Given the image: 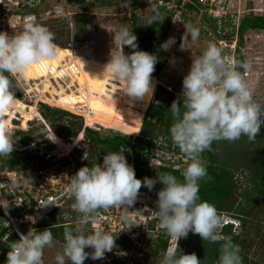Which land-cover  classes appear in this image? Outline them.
Instances as JSON below:
<instances>
[{
    "label": "clouds",
    "instance_id": "9594fccd",
    "mask_svg": "<svg viewBox=\"0 0 264 264\" xmlns=\"http://www.w3.org/2000/svg\"><path fill=\"white\" fill-rule=\"evenodd\" d=\"M199 37L200 29L188 24L181 38V49L185 50ZM113 41L121 50L110 55L101 76L107 75L110 80L123 84L122 93L129 98L147 103L155 91L152 73L158 57L136 50L137 37L127 26L115 30ZM173 44L175 38H169L160 47L167 51ZM124 46L133 49V53L125 55ZM59 52L55 34L34 18L17 34L0 32V114L8 111L15 100L10 91L15 83L10 77L23 76L33 65L54 60ZM238 68L248 72L251 65L235 58L226 59L223 49L209 42L202 54L192 60L183 77L181 97L168 110L173 121L170 139L189 161L182 169V179L167 172L156 175L155 179H137L123 151L108 153L102 163L81 167L68 177L67 190L74 199L72 207L79 214V227L65 226L62 251L55 255V264H84L88 258L100 260L112 252L116 235L103 230L86 233L84 226L96 221L99 209L117 207L128 211L136 203L142 187L151 191L157 183L162 188L157 192L153 214L165 234L175 240V246L162 255L160 264H202L195 253L184 254L178 250L179 240L187 238L189 232L203 241L220 244L218 264H242L239 246L221 232L225 215L213 204L202 201L199 195L200 182L208 176L201 154L216 141L234 142L241 137L254 141L264 126V106L253 99ZM48 141L57 143L52 130ZM15 145L7 121L0 119V156H11ZM233 220L235 223L226 226H232L235 233L241 222ZM53 243L50 228L19 234L7 252L6 264H44V250ZM86 248H91V253Z\"/></svg>",
    "mask_w": 264,
    "mask_h": 264
},
{
    "label": "rangeland",
    "instance_id": "374dc122",
    "mask_svg": "<svg viewBox=\"0 0 264 264\" xmlns=\"http://www.w3.org/2000/svg\"><path fill=\"white\" fill-rule=\"evenodd\" d=\"M134 1L101 0L96 4H91L90 2L69 4L66 0H45L38 10L31 12L28 16L33 14L36 22L47 26L55 34V43L59 48L67 49V54L71 60H75L76 63H82L85 68L87 67L88 76L86 72H81L84 74L81 77L85 79L86 83L91 78V83L94 84L100 80L101 71L103 66L109 61L110 55L121 50V46L113 41V35L115 30L121 26L131 28L130 14L132 13L131 7ZM137 1L141 5L136 12L137 17L143 22H150L153 19L151 12L153 10L152 3L155 0ZM221 1H225L228 9L227 21L222 27L221 38L217 37L215 31L213 32L215 25L213 17L203 8L196 11H187L183 8L184 1L177 8L174 7L176 3L171 4L169 9L176 10L171 22L168 39L175 38V44L165 51L169 55V61L160 76L154 79V86L162 85L174 92L178 97H181L183 77L189 71L192 60L202 54L209 42L221 47L225 58L229 59L237 47L238 38L235 28L239 21L249 14L264 15V0ZM208 21L212 22L213 25L211 26ZM25 23L21 22L15 24L13 28H8L9 35L20 32ZM188 24L198 27L204 33L200 34L196 42L188 44L186 49L182 50L180 47L181 38ZM223 35H234V39L231 42L224 40L222 38ZM60 44L68 48H62ZM241 53L245 62L251 65L250 71L245 72L244 79L253 93V99L264 106V32L246 31L243 37ZM96 71H99V74ZM79 79L80 77L75 80L74 86H70L68 83L65 84L66 82L64 83V80L61 81L60 79L52 81L51 88L46 94L50 103L47 106L51 105L50 107L66 111L67 106H61L58 103L60 99L58 95H84L88 99L87 108L75 109L70 107L69 109L71 111L76 110L77 113L80 112L86 118L85 124L99 128L102 135L122 134L132 135L130 136L131 140H133V137L136 138L137 134L133 135L129 131L132 126L131 122H134V115H137V112L145 106V104L143 105L144 102L133 100L123 94V84L111 82L107 75L102 76V82L96 85L97 87L92 85L91 88L95 92H92L90 97L89 94L86 95L84 93V90L78 94L75 90L79 89ZM101 84L103 87L106 86V88L110 84L113 85L112 87L110 86L111 94L107 95L111 97L114 95L113 91L116 90V86L122 87L120 89L121 96H116V98H111L113 100H110L111 104L109 106L111 110L107 107L96 106L91 102V99L94 100V95L106 96ZM22 98L24 99L22 101L23 104L20 102L16 103V105H20L19 108L22 112L29 113L30 110L25 106L34 109L30 118L24 117L25 119H30V122L26 121L24 124V120L20 121L21 130L35 131L32 136L34 140L27 147L33 151V155L31 160L21 166L18 171L13 172L8 170L7 165V160L11 158L13 153L11 156H0V207L4 214L6 210L21 209L20 217L17 220L10 219L8 214H6L5 218H0V223L12 225L18 236L19 234L26 235L29 230L34 229L37 231L34 228L35 220L44 219L46 214L58 209L55 215L56 219L60 218L62 222L73 225L74 228L79 227V214L77 217L72 215L73 212L77 211L70 205V194L67 190V184L69 183L68 177L77 172L79 165L84 159L82 155L83 145L80 142L81 138H58L55 131L44 123L38 111H36L38 105L35 107V102L29 100L26 96L22 95ZM103 109L105 111L109 109V112H103ZM92 110L98 111L92 112ZM106 114L116 115L119 120L117 122L111 121L112 118L108 119ZM51 130L57 137V143L48 141L51 139ZM8 131L11 133L14 143H16L13 152L19 151V137L15 135L14 130H9L8 128ZM154 146L155 148L151 151L154 155L165 159L168 156L167 154L171 153L163 146L161 139L157 140ZM201 159L205 165L208 163L204 158ZM186 163L188 164L189 161ZM151 166L155 167L154 161L151 162ZM151 175L154 176L155 173L152 172ZM242 182L245 185L244 182L246 180L243 179ZM246 186L247 188L249 187L248 184ZM250 197L251 202L255 201L257 203L255 215L244 228H242L240 223V227L236 229L235 234L239 235L241 239L239 248L241 250L240 253L247 257L248 262L246 264H264V200L255 199L253 194ZM156 200L157 198L153 199L143 195L139 196L136 201L141 203V208L145 209V214L153 216V221H155L152 224L153 228L150 229L149 225L146 232L137 227L139 221L135 222L133 226L135 228L131 230L135 234L140 233V241L145 244L143 248L145 258L140 259L139 263L160 264L162 259V257L151 250L152 247H155L158 235L161 234L159 220L153 214V211L156 210ZM31 201L34 204H31ZM54 203L57 206H54ZM245 203L247 204L248 202ZM34 205H40L42 208L36 211L34 210ZM248 205H250V202ZM134 206L132 205L129 209L134 208ZM226 218L229 220L234 219L231 216ZM137 220L141 221V218ZM86 229L87 226L85 225L84 231ZM174 246L175 240L170 237L168 249ZM60 251H62V244L54 241L51 248L44 250V264H55V255ZM182 252L184 253V251Z\"/></svg>",
    "mask_w": 264,
    "mask_h": 264
},
{
    "label": "trees",
    "instance_id": "16d2710c",
    "mask_svg": "<svg viewBox=\"0 0 264 264\" xmlns=\"http://www.w3.org/2000/svg\"><path fill=\"white\" fill-rule=\"evenodd\" d=\"M66 1L69 4H82L86 2L96 4L101 0ZM182 1H184L183 8L187 11H196L202 8L197 4L196 0H155L152 3L153 10L151 12L154 19L151 22H143L136 14L141 5L137 0L132 4L130 30H133V34L137 37L136 43L138 48L136 50L145 51L158 57L159 62L155 65V71L152 73L153 82L154 79L160 76L169 61V55L160 46L168 39V33L176 9H168L166 4L171 5L176 3L174 7L177 8ZM159 2H162L164 5L159 6ZM210 21L208 23L212 26L213 23ZM235 30L238 40L233 56L236 60L245 62L241 53L244 34L246 31L264 32V15L256 16L249 14L244 16L239 21ZM214 31L216 34V24L213 27ZM222 31L223 28L219 30L220 34H217V37L221 38ZM202 33L204 31L200 30V34ZM222 38L231 42L234 39V35H223ZM60 46L68 48L63 44H60ZM122 50L125 55H131L134 51L127 46H124ZM237 70L241 71L243 75L245 74L244 69L238 68ZM96 73L99 74V71H96ZM10 79L12 83H15L11 77ZM100 79H102V76ZM100 83L101 81H96L94 84L99 85ZM121 88L119 86L116 88L114 98L121 96ZM93 99H91V102L94 105L102 108L107 107L111 110L109 98L104 95H94ZM178 99L180 97L166 87L162 85L155 86L154 95L151 100L147 103L143 101V105L145 104V106L137 112V115H134V122H131L132 126L129 133L133 135L137 134L134 140H131V135H102L99 128L86 125L83 116L55 109L49 105L38 104L37 111L44 123L55 131L58 138H81L80 142L83 145L82 155L84 159L79 168L91 166L95 163H102L104 155L111 152L123 151L130 165V160H132L137 179L143 180L145 177L155 179L156 175L159 176L165 172L182 179L181 173L184 169L176 171L164 167H152L150 165V158L153 155L151 151L155 148L154 143L159 139L163 141V146L167 148V151H173L177 155L184 156L178 147L172 143L169 136V128L173 121L171 113L168 110L173 101ZM109 109L107 111L103 109V112H109ZM0 119L6 120L9 130H14L15 135L19 137V151L13 152L11 158L7 160L8 170L10 172L18 171L21 166L32 159L33 151L27 147L34 140L32 136L35 134V131L21 130L19 118L0 117ZM201 158H204L208 162L206 164L208 176L200 182L199 195L201 200L213 204L222 215L238 219L242 224V228H244L255 215L254 213L257 208V203L255 201L251 202L250 195L253 194L257 200H264V126L261 127L254 141H249L247 137H241V139L234 142L226 140L216 141L213 142L209 150H205L201 154ZM152 172L155 173L154 176L151 175ZM243 179L246 180L244 182L245 185H243ZM161 188L162 185L157 183L151 191L142 187L140 193L158 192ZM249 191L250 193H248ZM69 198L70 205H73L74 199L70 195ZM245 202L248 203L246 204ZM249 202L250 205H248ZM31 204H34L33 201H31ZM20 212V208H14L8 210L7 214L10 219L17 220L20 217ZM57 212L58 209L46 214L44 219H40L34 223V228L38 232L50 228L54 241L63 245L65 226L74 227L62 222L60 218L56 219L55 215ZM72 215L77 217L78 213L73 212ZM5 216L6 214L0 208V218H5ZM153 223L150 224V229L153 228ZM221 232L223 235L231 237L233 243L240 247L241 239L239 235L233 233L232 226L223 227ZM18 239L19 236L12 225L0 223V264H6L7 252L10 250L11 244ZM169 240L170 236L166 235L164 230H162L161 234L157 237L155 247L151 248L152 252L162 257L169 247ZM116 241L123 247L129 246L126 238H116ZM219 249V243L203 241L198 235L191 232L187 238H182L178 242V250L184 251V254L195 253L197 258L202 261V264H218ZM240 255L242 257V264H246L248 262L247 257L241 253ZM141 264L146 263L141 262Z\"/></svg>",
    "mask_w": 264,
    "mask_h": 264
},
{
    "label": "built area",
    "instance_id": "2783aa9c",
    "mask_svg": "<svg viewBox=\"0 0 264 264\" xmlns=\"http://www.w3.org/2000/svg\"><path fill=\"white\" fill-rule=\"evenodd\" d=\"M44 2L45 0H0V32H5L9 34L8 28H13L15 24L21 22H27L29 19L34 18L33 14L30 16L28 15L31 12L33 11L35 12L36 10H38ZM196 2L205 11H207L211 17H213L214 22L217 26L216 34H220L219 30L222 29V27L226 23L228 16V9L225 1L196 0ZM158 5L163 6L164 4L162 2H159ZM166 6L169 9L171 5L166 4ZM237 26L238 24L236 25V27ZM233 54L234 52L232 53L230 58H234ZM81 72L87 73V67L85 68L82 66V63L79 62L76 63L75 60L74 61L71 60L68 54H66L63 60L59 63V65H56L55 67L48 66L46 73L44 75H41L37 80H27L24 78V75L13 76L11 78L15 81V84L20 89L21 94L23 96L28 97L29 100H33V102H35V107H36V105L38 104H46V105L50 104L49 101L47 100L46 94L47 91L51 88L52 81H56L60 79L61 81L64 80L63 82L64 83L66 82L65 84L68 83V85L74 86L75 80L78 77H81ZM99 81L102 82L101 79ZM111 82L113 81L111 80ZM92 85L94 86L95 84H92L91 80L89 82L87 81V83L85 82L83 86H81L80 83L78 82L79 89H76L75 91L79 94V92H82L84 90V93H86V95L89 94L90 97L91 93L95 92V90L91 88ZM110 86L112 87L113 85L110 84L107 88L106 86L105 87L102 86L106 92L105 97L109 98V100H111V98H114L113 96H115V95H113L112 97L107 96L111 94L110 92L112 91ZM95 87L97 86L95 85ZM113 93L115 94L116 90L113 91ZM85 99H87L86 96ZM22 101H24L23 98L13 100L12 107L8 111L0 114V117H10L12 119L19 118L21 121L22 113L20 108L16 105V103L17 102L22 103ZM69 108L70 107L66 108L67 112L76 115H81L80 112L77 113L76 110L71 111V109ZM84 108H87V106ZM92 112L95 111L92 110ZM106 115L108 119L112 118L111 121L117 122V120H119L118 116L116 115L114 116L110 114H106ZM84 119L86 123V118L84 117ZM134 139L135 137H133V140ZM170 152L171 153L170 154L168 153L167 154L168 156L165 159L162 158L161 156L154 155L152 153L153 155L150 158V165L151 162L154 161L155 167H164L176 171L184 169L186 167L187 164L186 162H188V160L182 155H177L173 151ZM130 161H131V165L133 166L132 160ZM143 195H146L147 197H152L153 199L157 198V192L140 193L139 196L141 197ZM134 205H135L134 208H130V209L128 208V211L117 207H110L107 209L102 208L98 210L96 221L87 224V229L85 230V232L86 233L95 232L96 230L107 231L110 234L116 235L118 239L126 238L127 239L126 242L129 243V246L123 247L116 241V247L113 249L112 252L106 253L103 259L92 260L88 258L84 261V264H141L139 263V260L145 258V256L143 255L144 254L143 248L145 247V244L141 243L140 241V233L135 234L131 230L135 228L133 227L135 222L139 221L137 227L141 228L142 231L146 232L154 218L151 215L145 214V209L143 210V208H141V203L136 202ZM54 206H57V204L54 203ZM40 208H42L40 205H34V210L38 211ZM138 218H141V221L137 220ZM223 218H224V222L222 228L230 223L231 224L235 223L234 220L231 219L229 220L224 216ZM130 226L131 228L129 229ZM162 230L163 229H161L160 232H162ZM85 251L91 253L92 249L86 248Z\"/></svg>",
    "mask_w": 264,
    "mask_h": 264
},
{
    "label": "bare ground",
    "instance_id": "6f19581e",
    "mask_svg": "<svg viewBox=\"0 0 264 264\" xmlns=\"http://www.w3.org/2000/svg\"><path fill=\"white\" fill-rule=\"evenodd\" d=\"M67 54V50H61L58 53V55L56 56V58L52 61H45L40 65H33L32 67H30L26 73H24V78L27 80H37L39 79V77L41 75H44L47 71L48 66H53L55 67L56 65H59V63L63 60V58L65 57V55ZM81 75L83 76L84 74L81 73ZM79 83L81 86H83V84L85 83V79H83V77H80L79 79ZM64 92V91H63ZM65 94V93H64ZM58 97L60 98L58 100V103H60L61 106H67V107H73L75 109H79L82 107H86L88 106V100L85 99L84 95L83 96H77L75 94H69V95H58ZM17 106L19 107L20 105L17 104ZM29 111V113H24V111L22 113V117L21 120H24V124L26 123V121H29L30 119H25L26 118H30L31 117V112L34 111V109H30L28 106H25Z\"/></svg>",
    "mask_w": 264,
    "mask_h": 264
},
{
    "label": "water",
    "instance_id": "95a60500",
    "mask_svg": "<svg viewBox=\"0 0 264 264\" xmlns=\"http://www.w3.org/2000/svg\"><path fill=\"white\" fill-rule=\"evenodd\" d=\"M14 84V83H13ZM15 86H11L10 87V91L13 93L14 95V99H21L22 98V94L20 92V89L17 87L16 84H14ZM1 208V207H0Z\"/></svg>",
    "mask_w": 264,
    "mask_h": 264
}]
</instances>
